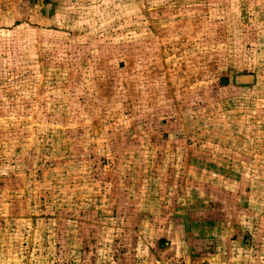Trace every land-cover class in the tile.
Wrapping results in <instances>:
<instances>
[{
    "label": "rangeland",
    "instance_id": "rangeland-1",
    "mask_svg": "<svg viewBox=\"0 0 264 264\" xmlns=\"http://www.w3.org/2000/svg\"><path fill=\"white\" fill-rule=\"evenodd\" d=\"M225 231L264 264V0H0V264H205Z\"/></svg>",
    "mask_w": 264,
    "mask_h": 264
},
{
    "label": "crops",
    "instance_id": "crops-1",
    "mask_svg": "<svg viewBox=\"0 0 264 264\" xmlns=\"http://www.w3.org/2000/svg\"><path fill=\"white\" fill-rule=\"evenodd\" d=\"M226 233L223 235L225 237L224 243L217 238L215 239V237H212L213 239L210 238V244H215L214 249L219 250L213 254L214 256L206 259V262H204L205 264H258L256 259L249 256L248 248L245 247L243 249V246L240 243V237L233 239L232 235L230 236V233ZM182 242L184 243L185 241ZM177 246L179 245L177 244ZM191 251L194 252L193 250Z\"/></svg>",
    "mask_w": 264,
    "mask_h": 264
}]
</instances>
